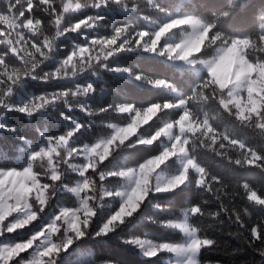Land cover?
I'll return each instance as SVG.
<instances>
[{"label":"clouds","instance_id":"clouds-1","mask_svg":"<svg viewBox=\"0 0 264 264\" xmlns=\"http://www.w3.org/2000/svg\"><path fill=\"white\" fill-rule=\"evenodd\" d=\"M262 149L264 0H0V264H264Z\"/></svg>","mask_w":264,"mask_h":264},{"label":"trees","instance_id":"trees-1","mask_svg":"<svg viewBox=\"0 0 264 264\" xmlns=\"http://www.w3.org/2000/svg\"><path fill=\"white\" fill-rule=\"evenodd\" d=\"M226 0H209V3L214 4L216 6H222ZM255 2H259V0H255ZM237 23L241 27L248 26L247 18H238ZM147 66V65H146ZM138 98L145 99L150 97V93L147 92H138L136 93ZM252 142V141H250ZM264 150V149H262ZM201 159L206 162L210 163L213 170L225 180L231 181L233 179L236 180H247L249 183L264 188V174H261L260 171L255 167H249L246 169H241L235 167L231 164H228L221 160H212L206 154H201ZM191 198L195 199V194H191L190 196L181 195L176 198L177 203H184L186 199ZM239 203L243 204V201H239ZM253 218H257L264 213H261L259 209H253ZM150 232L162 236L167 240H174L176 239V234L172 231H164L159 232L157 229H148ZM233 227L229 225L227 222L223 225H216L212 230V234L216 235L221 240H228L232 243H235V240L228 235L229 232L233 231ZM102 252L106 255L114 256L119 258L122 261V264H151L141 257L137 256L135 253L128 251L127 249L117 247L114 244L109 243L107 246L102 248ZM212 259H218L225 262V264H229L232 257L225 255L223 252L217 250L216 252L210 253ZM244 257L237 256L235 257L236 260L243 259Z\"/></svg>","mask_w":264,"mask_h":264},{"label":"rangeland","instance_id":"rangeland-1","mask_svg":"<svg viewBox=\"0 0 264 264\" xmlns=\"http://www.w3.org/2000/svg\"><path fill=\"white\" fill-rule=\"evenodd\" d=\"M233 64H234V56H230L226 58L224 63L221 65L219 69V72L221 73V75H226L230 73L232 71Z\"/></svg>","mask_w":264,"mask_h":264}]
</instances>
